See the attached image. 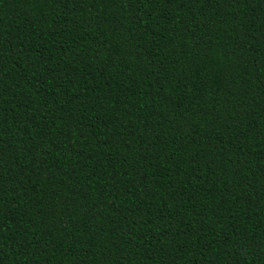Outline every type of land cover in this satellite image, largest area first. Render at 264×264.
<instances>
[{
	"label": "trees",
	"instance_id": "obj_1",
	"mask_svg": "<svg viewBox=\"0 0 264 264\" xmlns=\"http://www.w3.org/2000/svg\"><path fill=\"white\" fill-rule=\"evenodd\" d=\"M0 264H264V0H0Z\"/></svg>",
	"mask_w": 264,
	"mask_h": 264
}]
</instances>
